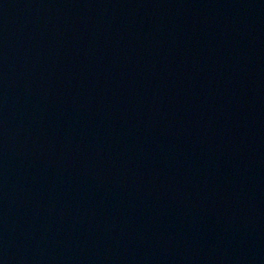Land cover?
Listing matches in <instances>:
<instances>
[{
  "label": "water",
  "instance_id": "95a60500",
  "mask_svg": "<svg viewBox=\"0 0 264 264\" xmlns=\"http://www.w3.org/2000/svg\"><path fill=\"white\" fill-rule=\"evenodd\" d=\"M0 264H264V0H0Z\"/></svg>",
  "mask_w": 264,
  "mask_h": 264
}]
</instances>
